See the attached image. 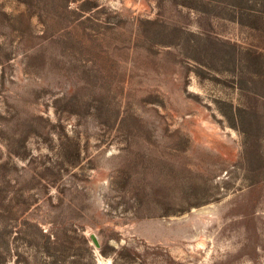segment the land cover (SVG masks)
<instances>
[{
  "label": "rangeland",
  "instance_id": "374dc122",
  "mask_svg": "<svg viewBox=\"0 0 264 264\" xmlns=\"http://www.w3.org/2000/svg\"><path fill=\"white\" fill-rule=\"evenodd\" d=\"M53 263L264 264V0H0V264Z\"/></svg>",
  "mask_w": 264,
  "mask_h": 264
},
{
  "label": "water",
  "instance_id": "95a60500",
  "mask_svg": "<svg viewBox=\"0 0 264 264\" xmlns=\"http://www.w3.org/2000/svg\"><path fill=\"white\" fill-rule=\"evenodd\" d=\"M91 239H92L93 243L95 244V246L98 247L99 242L97 240V237L94 234H91Z\"/></svg>",
  "mask_w": 264,
  "mask_h": 264
},
{
  "label": "trees",
  "instance_id": "16d2710c",
  "mask_svg": "<svg viewBox=\"0 0 264 264\" xmlns=\"http://www.w3.org/2000/svg\"><path fill=\"white\" fill-rule=\"evenodd\" d=\"M42 233V236H44V237H46L47 235H45L43 232H41ZM101 252H103L102 250H101ZM54 264V263H53Z\"/></svg>",
  "mask_w": 264,
  "mask_h": 264
}]
</instances>
